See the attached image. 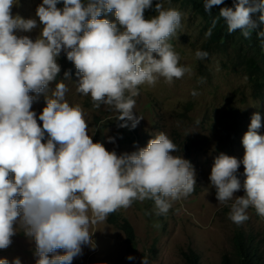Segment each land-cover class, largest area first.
I'll use <instances>...</instances> for the list:
<instances>
[{
    "label": "clouds",
    "instance_id": "1",
    "mask_svg": "<svg viewBox=\"0 0 264 264\" xmlns=\"http://www.w3.org/2000/svg\"><path fill=\"white\" fill-rule=\"evenodd\" d=\"M223 2L204 0L205 11ZM14 4L0 0V249L10 246L18 223L35 240L36 264H72L83 245H93L90 225L134 201L152 200L156 215L166 214L171 201L194 191L196 172L189 160L173 155L178 147L164 132L146 147L120 155L94 142L83 109L70 105L67 86L57 81L58 57L63 52L80 74L77 93L90 95L96 108H114L117 119L132 120L135 127L142 118L133 115L138 86H154L161 77L171 83L191 71L180 66L168 42L182 14L157 2L158 14L146 19L152 0H42L36 9L42 27L33 40L15 33L36 29L37 19L14 16ZM113 10L118 24L101 18ZM219 16L229 33L240 31L249 38L264 25V0H233L231 7L220 8ZM257 35L264 38V31ZM195 55L204 59L208 53L197 50ZM52 82V96L39 114L41 126L30 93L38 95ZM261 126L260 114L253 113L242 138L243 159L221 152L209 176L218 202H231L229 219L237 225L248 220L250 207L264 217ZM241 189L244 195H235ZM0 264L9 261L0 258ZM12 264L21 260L17 257ZM142 264H148L146 257Z\"/></svg>",
    "mask_w": 264,
    "mask_h": 264
},
{
    "label": "rangeland",
    "instance_id": "2",
    "mask_svg": "<svg viewBox=\"0 0 264 264\" xmlns=\"http://www.w3.org/2000/svg\"><path fill=\"white\" fill-rule=\"evenodd\" d=\"M157 2L162 3L164 9L175 8L182 14L181 25L168 42L178 54L180 66L191 71L180 79L174 78L171 83L161 77L154 86H138L133 115L142 118L135 127L132 120L117 119L118 113L114 108L106 105L96 108L90 95L76 92L80 74L63 52L57 60L61 66L57 81H63L67 86L66 100L70 105H79L83 109L93 141L96 132L102 129L106 149L120 155L146 147L150 139L164 132L178 147L173 155H181L193 165L196 185L187 198L171 201L170 209L163 215H156L155 206H151L150 211L143 210V204L132 203L127 209H119L134 227L135 250L126 243L124 233L110 224L107 218L90 225L93 245H83L82 254L75 257L72 264H142L143 257L147 258L148 264H188L182 252L190 248L200 254V264H220L225 254H229L233 264H237L233 244L236 228L252 233L264 251V217L250 207L248 220L240 225L232 222L229 219L231 202L220 204L216 189L209 180L214 158L221 152L243 159L242 138L253 113L260 114L262 126L258 131L264 134V93L254 94L248 75L231 68L226 59L229 50L208 51L206 58L197 59L195 53L203 51L208 34L203 29L202 19L189 7L174 0H152V7L144 12L146 19L158 14L155 10ZM15 3L12 7L14 16L34 18L38 22V27L31 32L17 30L15 34L35 40L42 27L36 16L37 6L42 0H15ZM57 6L63 7L62 4ZM101 18L118 24L114 10ZM65 72L69 73L68 78H65ZM54 88L55 82H52L38 95L30 93L35 97L32 110L37 113V122L41 126L39 114ZM121 124L126 126L121 127ZM46 139L47 133L43 142ZM243 173L241 164L238 170L241 181ZM13 176L10 173V178ZM235 195H244V190ZM14 228L16 233L11 237L12 242L8 248L0 249V258H7L9 264L17 257L21 264H36L38 256L34 238L27 236L18 223ZM63 251L58 249L57 253L63 254ZM129 255L134 259H127Z\"/></svg>",
    "mask_w": 264,
    "mask_h": 264
},
{
    "label": "trees",
    "instance_id": "3",
    "mask_svg": "<svg viewBox=\"0 0 264 264\" xmlns=\"http://www.w3.org/2000/svg\"><path fill=\"white\" fill-rule=\"evenodd\" d=\"M183 6L189 7L199 16L204 25V30L208 34V40L204 42L203 51L229 50L227 60L233 70L244 71L252 82L257 96L264 93V38L257 35L264 31V25H261L249 38H245L240 31L229 33L227 25L223 18L219 16L221 7L233 5V0H224L222 5L213 6L211 12L205 11L204 0H174ZM258 14L254 15V19ZM102 129L96 132L94 142L103 143ZM133 203L142 205V209L150 211L154 204L152 200L143 202L134 201ZM163 215V214H162ZM107 220L120 229L125 235V241L130 248H136V234L130 221L122 216L118 211L108 215ZM233 244L237 257V264H264V251L261 250L260 243L256 237L247 230L236 228L233 235ZM182 256L188 264H200V254L193 249L182 252ZM233 258L225 254L220 264H233Z\"/></svg>",
    "mask_w": 264,
    "mask_h": 264
}]
</instances>
